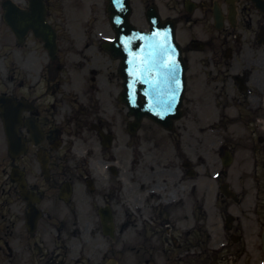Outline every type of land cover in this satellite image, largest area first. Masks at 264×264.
I'll list each match as a JSON object with an SVG mask.
<instances>
[{"label":"flooded vegetation","instance_id":"1","mask_svg":"<svg viewBox=\"0 0 264 264\" xmlns=\"http://www.w3.org/2000/svg\"><path fill=\"white\" fill-rule=\"evenodd\" d=\"M171 1L170 10L175 15L164 17H172L176 21L184 19L183 0ZM149 2L151 5L155 0H148ZM226 2L227 0H198L196 10L202 8L200 17L208 21L213 15V7L216 4L222 6L226 12L228 9ZM251 6L250 0H237L239 26L227 32L231 50H235L237 46L234 45L233 40L238 44L241 42L237 30L245 27L246 22L250 26L252 24L251 19L250 22L244 20L246 15L251 16ZM204 45L205 50L210 42L207 41ZM42 57L43 52L34 37L29 36L24 45H19L9 28L0 19V97L5 95L12 98L11 101L17 105L12 108L26 107L22 113L23 124L20 133L28 145L25 154L16 158L8 154L7 134L0 111V264H71L69 247H71L72 215L77 214V209L72 208L74 193L69 201L65 200L63 194L68 189V183H71L74 192L75 179L78 177L86 179L92 174L94 162H91V159L83 160V164L75 169L78 175L73 173L69 157L72 147L66 149L61 146L62 141L67 145L66 139L63 140L67 131L66 126L58 120L64 116L59 109L69 104L67 124L80 119L82 142L89 148L90 154H94L93 146L96 141L104 153L112 151L114 143L109 144L108 139L103 137L101 132L112 135L113 140H117L114 131L118 128V124L111 113V105L99 101L95 95H91L90 98L87 96L86 100L82 97L74 100L80 107L79 111L73 103L65 100L62 101L61 106L57 105L55 67L54 64H44L46 58ZM41 58L42 60L39 61ZM40 66H43L41 75ZM252 72H248L246 83L251 86H247L246 92L251 89L253 99L248 104V100L243 98V103L252 113L249 118L250 126H255L259 130V126L264 123V80L262 82L255 80L253 75L255 72ZM101 77L103 78L102 74ZM96 91L97 87L94 86L93 94ZM245 96L248 97L247 93ZM29 120H38L42 129L43 138L40 137L37 143L32 139ZM91 121H95L96 124L92 125ZM144 128L142 127L141 130ZM90 130L99 133L98 139L93 134L84 136ZM251 133L260 134L259 131ZM131 145L135 146V138L131 139ZM40 154L48 159L49 179L42 174ZM139 156L143 155L140 153ZM110 157L114 159L113 154ZM132 168L136 173L135 164ZM15 170L18 173L16 180L13 178ZM142 173L144 174V171ZM171 176L175 178L176 173H171ZM18 180L26 182L27 190L32 193L30 197L32 204L37 205V210L40 211L35 230H31L28 225L31 204L22 194L21 183ZM164 185L172 189L167 197L164 194L156 195L158 201L155 203L150 201L145 206L138 203L140 202L138 198L132 201V219L118 227L117 242L122 244L128 242L136 254L138 264H230L232 257L230 255L222 257L217 255L215 261L216 255H210L209 249L199 250L201 243H209L211 238V234L205 231L207 238L202 235L203 239H200L198 230L201 214L204 215L203 227L207 231L214 228L211 216L208 214L206 196L200 198L199 181L197 180L192 186L191 198L183 194L182 184L176 186L174 182L170 185L165 182ZM99 196L102 200H111L112 203L117 201L116 207L121 203L120 198L115 201L114 196L108 195L103 188ZM239 203H242V200ZM229 207L230 204L227 205V210ZM191 214L192 222L197 229L192 228V239H189L191 232L187 233V231H185L186 238H182L184 219L189 218ZM132 228L136 230L135 238L126 240L125 234ZM173 237L177 240L175 241Z\"/></svg>","mask_w":264,"mask_h":264},{"label":"rangeland","instance_id":"2","mask_svg":"<svg viewBox=\"0 0 264 264\" xmlns=\"http://www.w3.org/2000/svg\"><path fill=\"white\" fill-rule=\"evenodd\" d=\"M96 1V0H95ZM102 0H97V2H101ZM138 0H135L137 3ZM75 3V6L82 5V3L79 4ZM91 1H89V4ZM88 4V3H87ZM89 6V5H87ZM97 9V8H96ZM89 8L87 9L88 13ZM81 13H78V11H74V14H70V16H75V18H78V15ZM58 25L60 26L61 33L63 37H69L75 39H71L69 42L65 44V52H63L62 60L65 61V59H73L78 58L77 50L79 51L81 49L80 55L82 56V62L84 65L91 64L92 67H107L112 66L116 67V63L112 64L109 60V58L106 55H103L99 50H97V47L93 45V42L100 43L98 37L95 35L94 31L93 37L88 36L86 34V37L84 33L80 30V28L85 25L82 23L79 24L78 21H70L66 23L65 19H62V21L58 22ZM94 26H98L100 28V32L103 35H106L107 37L112 36L111 26L108 22V19L102 24V23H94L90 24V30H93ZM77 30L76 34L75 31ZM99 32V30H96ZM88 33V32H87ZM67 41V40H66ZM91 44V49L87 50V45ZM71 47L73 48V52L67 53L70 51ZM95 55L97 58L92 60L90 58V54ZM241 61V58H239V62ZM194 67L192 68L190 72L191 76V93H190V100L189 103L187 102V113L191 115H186L184 119L181 120V124L184 126L186 131H184L183 135H178L177 138L183 139L184 145H182V148L179 150L176 149V143H173L170 153H172V156H170L169 159H173L174 154L176 151L183 152V159L186 157L190 159H194L199 161L200 164V174H201V188L206 189V191L209 192V195L212 197L213 194L216 195L217 189H218V182L211 181V174L214 173L216 170L221 169L222 161L220 159L221 155L217 152V147L221 145V143L225 142L229 146H232L233 149H231L235 153V159L232 164V166L229 169L228 173V179L231 181L232 186L239 188L241 186V189L246 190L248 193L250 190L248 189V178L249 173L251 175H255V177H258L259 180H263L264 178V170L262 169V164H264V144L258 143V137H249L245 134H243L242 129H239L238 125L236 127H228V121L224 120L221 122H217L216 126L217 128L220 127V129L216 133L210 132V124L214 121H218L220 117H218L214 110H212L214 101L212 99L204 100L202 101L203 95H199V98L196 97L194 101H192L193 95L196 88L194 87L193 77H194ZM82 69H79L81 71ZM67 76V75H66ZM69 77L67 78V81H69ZM71 80H82L85 81V76L80 77L78 73L76 72L75 75L71 78ZM85 85V84H84ZM104 89V88H103ZM124 139V137H122ZM249 141L247 142V140ZM256 141V146H250L249 144L251 142ZM169 142V141H168ZM198 142V143H197ZM240 142H243L244 144H239ZM169 150V145H168ZM169 152L165 155V158L169 156ZM120 158L124 161L120 165L122 169L126 168L127 160L129 158L128 153L125 150H121L119 152ZM180 155V154H178ZM220 156V157H219ZM257 166H259V169H257ZM256 167V170H255ZM125 180L128 179V174L126 172L124 173ZM246 185V186H245ZM127 197L131 196L130 190L126 191ZM96 198V197H95ZM87 197V205L83 203L84 196H80L79 202L83 207V212L80 216L82 219L83 226L89 225L91 226L90 229H93V225L96 224V217H95V210H92V206H90V202H94L95 204L99 202V200ZM218 206H215V209ZM215 223L219 224L220 221L218 219V216H215L214 219ZM86 231V229H84ZM218 235H221L223 233L222 228L220 227L217 229ZM83 241L85 243L86 248V256H89L91 259V263L89 264H98V261H100L101 254L100 252H103L106 250V247H104L102 244L100 245V242L102 243L100 238H97L96 236L93 237V235H90L88 231L84 234ZM217 242V240L215 241ZM75 243V247L73 248L75 251V255L77 256V249H80L81 246H79L78 242ZM104 243V242H103ZM101 250V251H100ZM253 256L252 254H250ZM255 264H260V260L262 257V254L255 253Z\"/></svg>","mask_w":264,"mask_h":264},{"label":"water","instance_id":"3","mask_svg":"<svg viewBox=\"0 0 264 264\" xmlns=\"http://www.w3.org/2000/svg\"><path fill=\"white\" fill-rule=\"evenodd\" d=\"M260 5L264 9V5L263 4H260ZM44 8H45V5L41 1V4L37 3V4L32 5L31 13H26V12L20 11L19 9L13 12V10L9 9V13L7 15V22L10 24V26L13 28V30L16 32L18 36H20L21 33L23 32V30H21L22 28H26L30 26V28H33L36 36L39 37L41 40H43L46 43V47L49 48L52 53H54L57 51L56 34L53 28H51L47 24L45 14H44L45 12ZM109 11L111 13V17H113L112 23L114 25V28L119 33L122 34L121 38L123 40L118 41V45H119L118 53L115 55L123 58L124 62L121 68V73L125 77V80H126L125 87L128 89H131L132 85L130 84V82H131V79L133 78V75H131L129 71H133L132 66L135 64H133L132 60L131 61L129 60L130 57L132 56V58H137L135 55H138L139 57H141V47H144L147 50V52H143V53H146L147 56L142 55L141 59H143L144 61L140 60L138 64L141 65L143 63L154 61L153 59L154 54H155L154 44L151 43L149 37H146L145 38L146 44L142 46L143 38L146 35L145 36L138 35L136 33H133V35L132 33L130 34L131 29H129L128 23H127L129 7L127 6L126 0H114V1L111 0ZM124 40L126 42H124ZM127 41L132 48L131 50L129 47L126 46L128 44ZM106 48L109 49L110 51H113V48L111 45H106ZM172 62L174 61L169 60L168 64H171ZM151 65H152V68L149 70V73L151 72L153 76H156L155 75V73H157L155 69L156 66L153 63ZM144 80L145 78H143L142 76L138 78V82L136 83L138 93H140L139 92L140 88H143L142 85L144 84ZM125 95L126 97L124 98ZM125 95L123 96V98H121L122 101L126 102L127 104L129 103L130 104L129 106L137 113L139 117L143 116L144 114L146 115L148 113L152 114L149 111L145 101L138 102V104H135L136 99L134 96L131 95V93L126 91ZM150 95L152 94L150 93ZM152 116L155 117L158 121L162 122L163 124L166 122V120L158 116V114H154ZM167 120H170V117Z\"/></svg>","mask_w":264,"mask_h":264}]
</instances>
